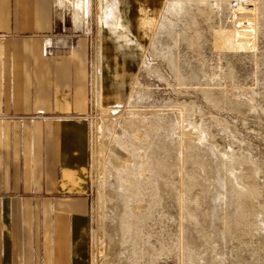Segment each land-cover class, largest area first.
<instances>
[{
    "label": "rangeland",
    "instance_id": "374dc122",
    "mask_svg": "<svg viewBox=\"0 0 264 264\" xmlns=\"http://www.w3.org/2000/svg\"><path fill=\"white\" fill-rule=\"evenodd\" d=\"M55 1L89 40V264H264V0Z\"/></svg>",
    "mask_w": 264,
    "mask_h": 264
},
{
    "label": "crops",
    "instance_id": "0c3cea01",
    "mask_svg": "<svg viewBox=\"0 0 264 264\" xmlns=\"http://www.w3.org/2000/svg\"><path fill=\"white\" fill-rule=\"evenodd\" d=\"M90 82L55 0H0V264H89Z\"/></svg>",
    "mask_w": 264,
    "mask_h": 264
},
{
    "label": "bare ground",
    "instance_id": "6f19581e",
    "mask_svg": "<svg viewBox=\"0 0 264 264\" xmlns=\"http://www.w3.org/2000/svg\"><path fill=\"white\" fill-rule=\"evenodd\" d=\"M148 4H149V2H148ZM149 5H151V4H149ZM147 8V5H146V3H145V1L143 2V1H141V3L139 4V7H138V9H137V12L139 13V15H140V17H141V13L142 14H145V13H147V12H144V10ZM148 11H150V10H148ZM115 14H116V16H113V18H111V14H107L106 15V17H105V20L108 22H106L105 23V27H106V29L108 30V32H109V34H117V32H116V30L114 29V25L113 26H111L112 24H109L110 22H114V21H117V20H119V13H116L115 12ZM109 18H111L110 20H109ZM143 19H146V18H144V16H142V18H141V20H143ZM126 51V50H125ZM118 52H120L121 53V51H118ZM125 54V53H124ZM120 55H123V54H120Z\"/></svg>",
    "mask_w": 264,
    "mask_h": 264
}]
</instances>
